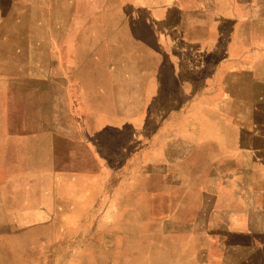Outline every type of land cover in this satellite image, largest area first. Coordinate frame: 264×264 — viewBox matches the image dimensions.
<instances>
[{
	"label": "rangeland",
	"instance_id": "374dc122",
	"mask_svg": "<svg viewBox=\"0 0 264 264\" xmlns=\"http://www.w3.org/2000/svg\"><path fill=\"white\" fill-rule=\"evenodd\" d=\"M230 1L0 0V264H264L247 208L264 107L232 120L215 95H154L216 56Z\"/></svg>",
	"mask_w": 264,
	"mask_h": 264
},
{
	"label": "crops",
	"instance_id": "0c3cea01",
	"mask_svg": "<svg viewBox=\"0 0 264 264\" xmlns=\"http://www.w3.org/2000/svg\"><path fill=\"white\" fill-rule=\"evenodd\" d=\"M230 2L232 4L230 11L221 13L222 19L217 23V30L221 35V39L217 44L219 49L217 50L218 53H215L216 56L211 54L210 60H205L200 66L192 67L185 78L177 82L173 81V84L169 81L165 88L157 85L154 95H215L216 99H221L220 103L229 106L223 110V113L230 116L232 120L233 117L239 120L242 115L249 117L250 121V117L259 113L257 111L260 107H264V35L263 41H257L255 36V32L259 31L256 26L257 19L261 18L262 15L256 12V0H231ZM207 13L202 12V15L208 16ZM261 26L260 28L264 30V24ZM93 62L95 60L88 61V64ZM95 71L96 69L91 74L90 72L89 75L87 74L89 91L94 90L92 99L95 98V95H106V81L104 80L103 85L100 84L103 88L97 87ZM174 83H176V87ZM96 87L98 90H96ZM107 110L109 111V109ZM105 112L103 110L104 114H106ZM90 142L89 139L85 142L86 144H82L87 145L89 148L92 145L94 155L96 146L94 142L89 145ZM219 146L228 148L223 144H219ZM231 148H233L232 145ZM234 162L233 159L227 161L230 166L232 165L230 172L225 171L223 167H217L212 178L223 180V185L229 183L228 181L239 172L238 169L234 168ZM239 191L240 188L237 187L234 193L239 195ZM204 194L207 197L208 191H205ZM222 195L223 192L217 190L215 201L219 200ZM247 208L251 226L256 227V222H260L257 215L264 216V201L261 203L254 202ZM211 210L212 204L209 207L206 198L203 208L206 218L204 221L206 236L209 235L207 232H212L211 229L214 228L207 219ZM224 211L221 210V214ZM221 216L223 219L218 224V228L216 227L220 230L227 226L226 219H229L227 215ZM214 241L222 247L226 243L223 237ZM203 257H206V255H203ZM222 262V264H225V260Z\"/></svg>",
	"mask_w": 264,
	"mask_h": 264
}]
</instances>
